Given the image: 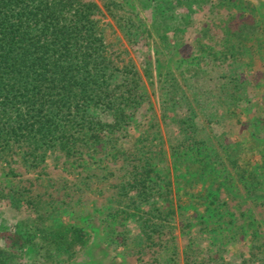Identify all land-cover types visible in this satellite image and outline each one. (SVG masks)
<instances>
[{"label":"rangeland","instance_id":"rangeland-1","mask_svg":"<svg viewBox=\"0 0 264 264\" xmlns=\"http://www.w3.org/2000/svg\"><path fill=\"white\" fill-rule=\"evenodd\" d=\"M82 1L116 95L75 152L0 146V264H264V0Z\"/></svg>","mask_w":264,"mask_h":264},{"label":"trees","instance_id":"trees-1","mask_svg":"<svg viewBox=\"0 0 264 264\" xmlns=\"http://www.w3.org/2000/svg\"><path fill=\"white\" fill-rule=\"evenodd\" d=\"M95 7L82 0H0V146L77 151L99 137L112 96ZM87 144V143H86ZM79 232L76 242L87 241Z\"/></svg>","mask_w":264,"mask_h":264}]
</instances>
